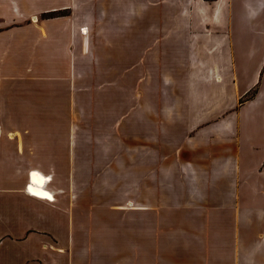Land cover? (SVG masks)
Returning <instances> with one entry per match:
<instances>
[{
	"label": "crops",
	"instance_id": "obj_1",
	"mask_svg": "<svg viewBox=\"0 0 264 264\" xmlns=\"http://www.w3.org/2000/svg\"><path fill=\"white\" fill-rule=\"evenodd\" d=\"M62 11L67 14L55 15ZM95 52L160 54L144 85L155 75L157 84L181 86L180 92L161 94V109L146 111L145 123L155 122L160 133L183 136V146L178 143L173 156L162 144L146 148V171L151 180L175 179L187 186L188 207L212 212L223 207L231 215L228 230L240 235L241 253L235 259L264 264V0H0V84L52 82L56 68L60 73L73 69L70 54L78 57L76 67L88 68L89 54ZM255 88L256 96L243 101ZM170 99L175 107L168 105ZM86 171L94 175L91 167ZM32 172L46 178L43 188L52 201L28 192ZM7 179L0 175V194L7 195L6 208L0 207V264H109L106 258L121 259L105 255V242L90 253V243L97 244L90 238L82 240L85 254L75 252L81 242L72 213L67 215L72 208L84 213L116 208L120 188L69 189L68 202L57 206L53 177L30 170L20 205H37L50 214L42 216L28 205L10 215L14 196L8 194ZM148 195L143 207L129 203L131 210L185 207L170 203V197L153 202ZM55 227L67 230L64 238L53 237ZM29 229L36 232L26 235Z\"/></svg>",
	"mask_w": 264,
	"mask_h": 264
},
{
	"label": "rangeland",
	"instance_id": "obj_2",
	"mask_svg": "<svg viewBox=\"0 0 264 264\" xmlns=\"http://www.w3.org/2000/svg\"><path fill=\"white\" fill-rule=\"evenodd\" d=\"M70 55L73 69L60 73L61 69L56 68L52 82L41 80L43 85H35L9 80L0 84V175L8 178L5 188L14 196L9 202L10 215L28 205L42 216L50 214L47 208L20 205L19 195L25 189L28 172L39 170L53 177L57 206L68 202L69 189L122 191L115 206L128 209L107 206L87 213L69 209L67 215L70 218L72 213L74 232L81 242L75 247L79 255L87 252L86 241L82 240L90 238L97 243H90V249L94 248L90 253L101 249L105 242L104 247H109L104 250L106 256H120L119 261L106 258L109 264H240L235 259L241 253L240 235L235 229L232 234L228 230V211L223 207L216 212L188 207L191 197L187 186L175 179L151 180L150 170L146 171V148L156 149L162 144L166 150L171 149L169 156H173L178 143L183 146V136L160 133L155 122L145 123L146 111L155 114L161 109V94L180 92L181 86L157 84L155 75L150 85H144L147 73L155 72L160 54L147 58L145 54L95 52L89 54L88 68L76 67L78 57ZM80 72L84 73L81 79L77 78ZM23 88L33 90L24 94ZM34 91L37 96L31 95ZM172 99L168 105L175 107L177 102ZM86 166L94 169V175H86ZM147 193L153 202L170 197V203L185 207L132 211L129 203L143 207ZM6 198V194H0L1 208H6ZM54 231L56 236L50 235L58 239L64 238L67 230L55 227ZM31 232L36 231L24 233ZM257 233L258 229L253 231L254 237Z\"/></svg>",
	"mask_w": 264,
	"mask_h": 264
},
{
	"label": "bare ground",
	"instance_id": "obj_3",
	"mask_svg": "<svg viewBox=\"0 0 264 264\" xmlns=\"http://www.w3.org/2000/svg\"><path fill=\"white\" fill-rule=\"evenodd\" d=\"M82 33H87V29L83 28ZM86 35V34H84ZM46 178L40 174L39 172H32L30 175V183L28 185V192L30 194L43 197L45 199H49L50 201L53 200V196L46 188H43L45 185Z\"/></svg>",
	"mask_w": 264,
	"mask_h": 264
},
{
	"label": "trees",
	"instance_id": "obj_4",
	"mask_svg": "<svg viewBox=\"0 0 264 264\" xmlns=\"http://www.w3.org/2000/svg\"><path fill=\"white\" fill-rule=\"evenodd\" d=\"M255 93H256V90L253 92V96L255 95ZM253 96H250V94H249V95H247V96L245 97V99H246V100H248V99H252Z\"/></svg>",
	"mask_w": 264,
	"mask_h": 264
}]
</instances>
